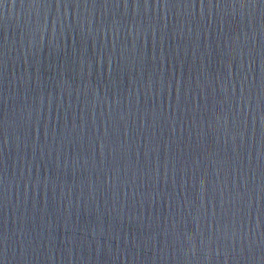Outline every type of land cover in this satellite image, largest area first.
<instances>
[{"label":"water","instance_id":"95a60500","mask_svg":"<svg viewBox=\"0 0 264 264\" xmlns=\"http://www.w3.org/2000/svg\"><path fill=\"white\" fill-rule=\"evenodd\" d=\"M0 264H264V0H0Z\"/></svg>","mask_w":264,"mask_h":264}]
</instances>
